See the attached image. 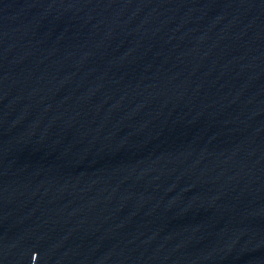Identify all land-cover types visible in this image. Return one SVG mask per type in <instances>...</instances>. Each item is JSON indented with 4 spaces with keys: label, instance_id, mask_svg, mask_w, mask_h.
I'll return each instance as SVG.
<instances>
[{
    "label": "water",
    "instance_id": "95a60500",
    "mask_svg": "<svg viewBox=\"0 0 264 264\" xmlns=\"http://www.w3.org/2000/svg\"><path fill=\"white\" fill-rule=\"evenodd\" d=\"M0 264H264V0H0Z\"/></svg>",
    "mask_w": 264,
    "mask_h": 264
}]
</instances>
